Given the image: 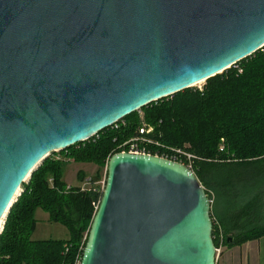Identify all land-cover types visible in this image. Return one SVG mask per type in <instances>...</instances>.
Here are the masks:
<instances>
[{"label": "water", "instance_id": "water-1", "mask_svg": "<svg viewBox=\"0 0 264 264\" xmlns=\"http://www.w3.org/2000/svg\"><path fill=\"white\" fill-rule=\"evenodd\" d=\"M264 46V0H0V231L44 159ZM184 164L114 153L80 264H215Z\"/></svg>", "mask_w": 264, "mask_h": 264}, {"label": "trees", "instance_id": "trees-1", "mask_svg": "<svg viewBox=\"0 0 264 264\" xmlns=\"http://www.w3.org/2000/svg\"><path fill=\"white\" fill-rule=\"evenodd\" d=\"M139 111L59 153L76 163L95 164L90 177L95 181L120 144L145 123L153 128L151 153L181 149L193 155L192 171L212 201L215 247L220 235L225 248L264 236V46L201 88L184 89ZM64 164L49 156L22 183L0 231V264H73L77 255L82 257L93 202L101 196L92 189L67 188ZM77 179H85L81 170ZM237 186L236 206L221 214L216 201ZM37 209L64 226L68 238L32 239Z\"/></svg>", "mask_w": 264, "mask_h": 264}, {"label": "rangeland", "instance_id": "rangeland-1", "mask_svg": "<svg viewBox=\"0 0 264 264\" xmlns=\"http://www.w3.org/2000/svg\"><path fill=\"white\" fill-rule=\"evenodd\" d=\"M204 82H200L196 84L195 88H201L203 86ZM140 114H142L139 111ZM56 152L50 155V157L54 159H59L63 160L65 162L64 168H63V174H62V181H64L65 185L67 187H74V186H80L83 184V182L90 177H93L95 175V172L97 170V166L92 163H76L73 160H69L66 158L63 154ZM81 170L84 173L85 179L83 181H80L77 179V172ZM106 171V167L103 169L100 178L96 179L95 181L92 182H97L99 179H101ZM87 177V178H86ZM240 186H237L233 188L232 190L226 191V193L221 196L217 201H216V209L218 212L221 214H225L228 212L229 209L233 208L236 206V196L238 192H240ZM38 211L37 217H38V230L37 234H35V238H50V239H58V238H64L63 236L65 235V227L61 226L60 224H46L41 218H42V213H45L41 209H37L36 212ZM223 249L221 250L219 256L216 259L215 264H219V258L222 253Z\"/></svg>", "mask_w": 264, "mask_h": 264}, {"label": "built area", "instance_id": "built-area-1", "mask_svg": "<svg viewBox=\"0 0 264 264\" xmlns=\"http://www.w3.org/2000/svg\"><path fill=\"white\" fill-rule=\"evenodd\" d=\"M114 127L117 126V124L112 125ZM153 131V128L145 123H143L139 129L136 135L129 138L128 140L124 141L122 144H120L119 152H129V153H137V154H149V155H156L159 157H163L166 159H169L171 161H175L178 163L184 164L187 168L192 170V158L193 155L187 151L181 150V149H171L168 152H160L159 153H151L150 147L151 145H154V140L149 136ZM105 186V173L101 179H99L97 182H92L90 178H87L83 184L79 186L81 190L84 189H92L93 192L97 193L98 195H102L103 189ZM69 188V187H67ZM99 200L96 202H93L94 209L96 210L99 204ZM224 238L222 235L219 236L218 246L215 247V261L217 257L219 256L221 250L224 248L223 245ZM81 256L77 255L75 258V261L73 264H80Z\"/></svg>", "mask_w": 264, "mask_h": 264}, {"label": "crops", "instance_id": "crops-1", "mask_svg": "<svg viewBox=\"0 0 264 264\" xmlns=\"http://www.w3.org/2000/svg\"><path fill=\"white\" fill-rule=\"evenodd\" d=\"M87 178V177H86ZM64 182V181H63ZM38 211H35L36 226L34 232L32 233V239L34 240H46L50 238H35L38 230ZM42 220L46 224H53L48 219V214L42 213ZM57 224V223H56ZM62 226V225H61ZM64 227V226H63ZM64 238L58 239H67L68 231L65 228ZM219 264H264V236L259 239L248 241L241 246H234L231 248H223V251L219 258Z\"/></svg>", "mask_w": 264, "mask_h": 264}, {"label": "bare ground", "instance_id": "bare-ground-1", "mask_svg": "<svg viewBox=\"0 0 264 264\" xmlns=\"http://www.w3.org/2000/svg\"><path fill=\"white\" fill-rule=\"evenodd\" d=\"M200 82H204V81H203V80H202V81H199V82L195 83L194 86H195L196 84L200 83Z\"/></svg>", "mask_w": 264, "mask_h": 264}]
</instances>
